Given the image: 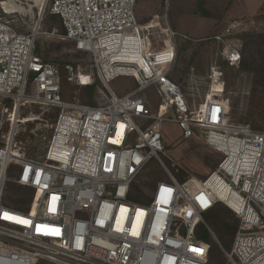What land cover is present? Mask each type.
<instances>
[{
  "label": "built area",
  "instance_id": "obj_1",
  "mask_svg": "<svg viewBox=\"0 0 264 264\" xmlns=\"http://www.w3.org/2000/svg\"><path fill=\"white\" fill-rule=\"evenodd\" d=\"M0 13V264H207L210 244L197 238L203 214L217 204L238 218L227 264H264V129L231 122L223 96L224 67L238 69L242 43L235 24L204 38L213 48L208 91L190 113L171 78L177 61V32L167 10L160 21L142 25L138 0H46L40 17L58 16L75 48L90 52L91 63H66L76 86L92 67V83L107 89L98 104L61 98L62 71L37 53L40 23L19 30ZM15 2V0H14ZM80 68V69H79ZM132 77L137 87L118 96L109 82ZM154 86L158 112L146 89ZM60 109L44 145L29 153L18 140L22 109ZM173 111L185 138L195 130L221 160L205 179L180 181L162 161V125ZM168 177L130 199L133 184L152 159ZM176 167V164H172Z\"/></svg>",
  "mask_w": 264,
  "mask_h": 264
},
{
  "label": "rangeland",
  "instance_id": "obj_2",
  "mask_svg": "<svg viewBox=\"0 0 264 264\" xmlns=\"http://www.w3.org/2000/svg\"><path fill=\"white\" fill-rule=\"evenodd\" d=\"M0 13L4 14L1 8ZM8 1V0H4ZM46 0H9L16 12L7 17L15 27L24 32L35 29L40 23V33L36 39V50L44 59L54 62L61 68V98L65 102L79 100L89 102V92L82 86H76L67 80L66 63H91L90 52L75 48V41L65 36V30L58 16L48 13V6L43 16L39 11ZM167 10L169 24L177 32V61L171 72L190 113H197L203 104L208 91L207 75L213 60V48L204 38L221 32L224 27L235 24L236 35L242 43V61L238 69L224 67V97L230 99L231 122H247L253 129H264V0H138L135 15L142 25L160 21L162 13ZM205 13V14H203ZM244 65H259L260 73L243 68ZM89 66V65H88ZM111 89L123 96L137 87L134 78L119 76L109 82ZM149 107L158 112L160 96L156 88L146 89ZM108 91L101 83L94 84L92 99L95 104L107 99ZM94 104V105H95ZM60 109L44 108L39 105H28L22 109L21 118L35 117L24 124L19 123L18 140H22L29 153L37 145H44L52 129ZM175 114L171 110L162 125V140L165 146L160 153L162 161L172 170L175 176L183 181L205 179L216 168L221 160V153L206 144L200 131L185 138ZM0 114V122H1ZM9 126L6 124L0 131V137L7 135ZM175 163L176 167L172 164ZM168 177L157 158L149 161L138 174L133 189L140 195L152 189L149 184H156ZM143 195V194H142ZM204 215H208L204 214ZM228 221V216L225 217ZM231 220V219H230ZM231 222V221H229ZM213 241L219 243L217 234L207 226ZM232 246V245H231ZM230 250L229 248L227 249ZM223 257L218 248L215 256L209 257L207 264H227L224 250ZM222 258L223 261L219 260ZM39 264H54L41 261Z\"/></svg>",
  "mask_w": 264,
  "mask_h": 264
},
{
  "label": "trees",
  "instance_id": "obj_3",
  "mask_svg": "<svg viewBox=\"0 0 264 264\" xmlns=\"http://www.w3.org/2000/svg\"><path fill=\"white\" fill-rule=\"evenodd\" d=\"M205 14V13H203ZM259 36L264 38V33H259ZM255 64L252 63V65H244L243 63V68H247L249 70L256 71L257 73L261 72L262 70L259 69V65H257V68L254 66ZM96 83H101L99 80H97ZM89 92V102L87 104L94 105L95 103L93 102L92 99V92L94 90V85H86L82 86ZM180 181H183V179H180ZM149 186L154 187V184H149ZM136 188V184H133V189ZM143 193L140 195L138 194H132L130 196V199L138 202V203H144L145 200L143 198ZM208 215H204L207 214ZM203 214V219L204 222L200 223L197 228L196 236L198 239L207 242L210 244V251H209V257H214L215 256V248H218L222 257H223V252L228 251L227 249H231V245L233 244L234 236L236 229L238 227V218L235 216V214L225 205L223 204H217L215 205L211 210L207 211L206 213ZM226 216H228V221H226ZM231 219V220H230ZM231 221V222H229ZM209 226L218 236L219 238V243L215 242L212 240L210 232L207 228ZM219 260L223 261L222 258H219Z\"/></svg>",
  "mask_w": 264,
  "mask_h": 264
},
{
  "label": "bare ground",
  "instance_id": "obj_4",
  "mask_svg": "<svg viewBox=\"0 0 264 264\" xmlns=\"http://www.w3.org/2000/svg\"><path fill=\"white\" fill-rule=\"evenodd\" d=\"M14 5H16L14 2H12ZM5 5V8L9 11H13L16 12V10L14 9L15 7H13V4L9 3L8 1H5L3 3ZM44 5V4H42ZM80 69V68H79ZM87 69L89 70V73H92V67L89 65L87 67ZM89 73H86V76H83L82 74H80V71H78L77 76H76V83L79 85H88L90 83H92V78L90 76ZM216 89H219V91H224L223 87L221 85H216ZM35 117H31L26 119L25 121H30L33 120Z\"/></svg>",
  "mask_w": 264,
  "mask_h": 264
}]
</instances>
